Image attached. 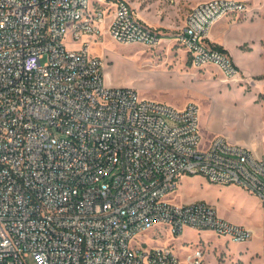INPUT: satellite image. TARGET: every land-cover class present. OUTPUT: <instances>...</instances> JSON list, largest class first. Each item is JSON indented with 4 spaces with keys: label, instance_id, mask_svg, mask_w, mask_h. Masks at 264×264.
Masks as SVG:
<instances>
[{
    "label": "built area",
    "instance_id": "2783aa9c",
    "mask_svg": "<svg viewBox=\"0 0 264 264\" xmlns=\"http://www.w3.org/2000/svg\"><path fill=\"white\" fill-rule=\"evenodd\" d=\"M254 11L243 0L200 1L177 39L194 66L236 79L242 70L211 30ZM104 29L126 44L163 38L129 0H0V264H209L204 248L182 258L138 236L165 225L251 240L213 203L172 194L184 175L201 174L264 204V149L204 140L194 102L107 85L104 58L89 51Z\"/></svg>",
    "mask_w": 264,
    "mask_h": 264
},
{
    "label": "rangeland",
    "instance_id": "374dc122",
    "mask_svg": "<svg viewBox=\"0 0 264 264\" xmlns=\"http://www.w3.org/2000/svg\"><path fill=\"white\" fill-rule=\"evenodd\" d=\"M129 1L163 38L155 46L126 44L115 41L105 29L96 39L91 38L90 53L105 60V83L133 87L141 96L176 107L194 102L199 107L204 140L223 135L232 142L239 139L243 144L263 149L264 0H243L255 8L253 15L229 21L226 17L217 23L227 28L216 30L215 44L224 49L234 46L245 57L246 66L240 67L242 74L236 79L226 78L215 64L194 66L186 46L177 39L188 11L204 0ZM67 45L72 46L69 40ZM172 196L174 201L183 202L205 199L226 218L257 230L264 228V204L256 194L236 183H212L201 174H186ZM138 239L149 246L172 245L182 258L195 247L204 248L209 264H264L259 230L252 240L237 243L209 229L186 227L175 234L159 225L140 234Z\"/></svg>",
    "mask_w": 264,
    "mask_h": 264
},
{
    "label": "crops",
    "instance_id": "0c3cea01",
    "mask_svg": "<svg viewBox=\"0 0 264 264\" xmlns=\"http://www.w3.org/2000/svg\"><path fill=\"white\" fill-rule=\"evenodd\" d=\"M137 14L139 15L140 18H142L144 21H146L147 23L150 24V21L148 20V18L145 16L144 13L140 12V11H137ZM186 18V17H185ZM233 19V18H232ZM232 19H229L228 18V21L229 20H232ZM221 21V20H220ZM219 22V21H218ZM217 22V23H218ZM217 23L213 26L212 30H211V38L213 39V35L216 33V30L220 29H225L227 28V25L225 26L224 24H220V25H217ZM152 25V24H150ZM184 25V24H183ZM220 45V44H219ZM222 46V45H221ZM225 47V50L227 49V51L231 54V56L234 58L235 62L239 65V67H243V66H246V62H245V57L243 56V54L239 51H237V49L234 47V46H224ZM235 142H239V143H242L241 140L239 139H234ZM252 145H255V142H252ZM256 146V145H255ZM259 147V146H258ZM256 148V147H255ZM259 150V148H257ZM264 149V148H263ZM263 149L259 150V151H262ZM187 201H192V200H187ZM225 217V216H223ZM226 218V217H225ZM228 220H231L229 218H227ZM233 222H236V223H239V224H243L247 227H249L252 231H253V238L255 236L258 235V230L261 231V236L263 237V241H264V228H258V230L253 227V226H249L245 223H242V222H239V221H234V220H231ZM263 229V230H262ZM252 238V239H253ZM251 239V240H252Z\"/></svg>",
    "mask_w": 264,
    "mask_h": 264
},
{
    "label": "trees",
    "instance_id": "16d2710c",
    "mask_svg": "<svg viewBox=\"0 0 264 264\" xmlns=\"http://www.w3.org/2000/svg\"><path fill=\"white\" fill-rule=\"evenodd\" d=\"M216 46L220 49H224L223 46L219 45V44H216Z\"/></svg>",
    "mask_w": 264,
    "mask_h": 264
}]
</instances>
